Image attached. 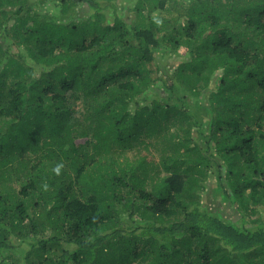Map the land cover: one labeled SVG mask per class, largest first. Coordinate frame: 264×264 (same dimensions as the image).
Wrapping results in <instances>:
<instances>
[{
  "label": "trees",
  "instance_id": "16d2710c",
  "mask_svg": "<svg viewBox=\"0 0 264 264\" xmlns=\"http://www.w3.org/2000/svg\"><path fill=\"white\" fill-rule=\"evenodd\" d=\"M0 264H264V0H0Z\"/></svg>",
  "mask_w": 264,
  "mask_h": 264
},
{
  "label": "rangeland",
  "instance_id": "374dc122",
  "mask_svg": "<svg viewBox=\"0 0 264 264\" xmlns=\"http://www.w3.org/2000/svg\"><path fill=\"white\" fill-rule=\"evenodd\" d=\"M127 18L132 19L131 14L127 15ZM178 60H179L178 58H177V59L175 58V61H173V63H171V62L167 63V66H169V67L172 68V70H173V65L175 64V62L178 63ZM188 103H189V104H192V103H193V99H192V98L189 99V100H188ZM131 155H132V154H129V156H131ZM212 183H213V179L210 180L208 187L211 186V185H213ZM222 212L225 213L226 215H228V211H227L226 209H223Z\"/></svg>",
  "mask_w": 264,
  "mask_h": 264
},
{
  "label": "clouds",
  "instance_id": "9594fccd",
  "mask_svg": "<svg viewBox=\"0 0 264 264\" xmlns=\"http://www.w3.org/2000/svg\"><path fill=\"white\" fill-rule=\"evenodd\" d=\"M60 170L59 166L55 169V171L58 173Z\"/></svg>",
  "mask_w": 264,
  "mask_h": 264
}]
</instances>
